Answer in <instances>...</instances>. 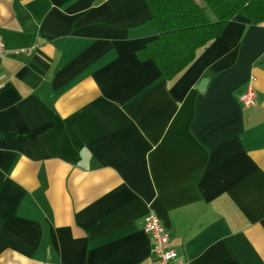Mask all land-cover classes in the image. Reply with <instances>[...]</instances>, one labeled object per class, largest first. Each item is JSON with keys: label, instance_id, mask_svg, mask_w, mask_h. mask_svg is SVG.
<instances>
[{"label": "crops", "instance_id": "obj_1", "mask_svg": "<svg viewBox=\"0 0 264 264\" xmlns=\"http://www.w3.org/2000/svg\"><path fill=\"white\" fill-rule=\"evenodd\" d=\"M148 17L0 0V264H160L148 212L174 264H264V22L233 17L166 80L138 56Z\"/></svg>", "mask_w": 264, "mask_h": 264}, {"label": "trees", "instance_id": "obj_2", "mask_svg": "<svg viewBox=\"0 0 264 264\" xmlns=\"http://www.w3.org/2000/svg\"><path fill=\"white\" fill-rule=\"evenodd\" d=\"M149 25L156 35L138 49L166 80L173 79L195 58L199 48L217 37L235 16L251 24L264 22V0H146Z\"/></svg>", "mask_w": 264, "mask_h": 264}, {"label": "built area", "instance_id": "obj_3", "mask_svg": "<svg viewBox=\"0 0 264 264\" xmlns=\"http://www.w3.org/2000/svg\"><path fill=\"white\" fill-rule=\"evenodd\" d=\"M23 51H29L22 49ZM3 41L0 39V57L7 53ZM13 52H18L13 51ZM20 52V51H19ZM239 100L243 107L254 106L255 89L248 84L245 91L240 95ZM143 230L151 240V253L159 260L160 264H174L176 252L169 246L170 237L168 231L163 227L160 218L153 212H148L143 218Z\"/></svg>", "mask_w": 264, "mask_h": 264}, {"label": "water", "instance_id": "obj_4", "mask_svg": "<svg viewBox=\"0 0 264 264\" xmlns=\"http://www.w3.org/2000/svg\"><path fill=\"white\" fill-rule=\"evenodd\" d=\"M207 84V79L204 78L202 79L200 82H199V85L197 86V89L200 90V91H203L205 86Z\"/></svg>", "mask_w": 264, "mask_h": 264}]
</instances>
